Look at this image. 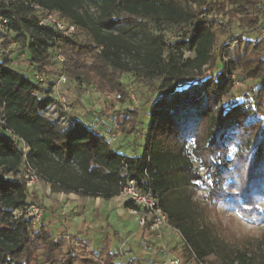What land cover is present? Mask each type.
<instances>
[{
	"label": "trees",
	"instance_id": "1",
	"mask_svg": "<svg viewBox=\"0 0 264 264\" xmlns=\"http://www.w3.org/2000/svg\"><path fill=\"white\" fill-rule=\"evenodd\" d=\"M30 2L58 12L63 21L76 27L66 37L39 27L20 0H0V20L6 19L5 31L14 34L6 38L3 48L8 51L18 44L26 49L35 78L45 73L51 57L56 60L60 55L62 71L79 96L84 89L94 88L103 95H120L122 103L127 95L122 75L134 73L147 82L161 80L160 96L149 115L145 154L126 157L109 150L108 143L80 121L63 126L46 117L57 101L52 97L53 85L43 88L37 79L31 82L10 68L9 54L2 58L0 104L7 128L26 143L27 160L48 181L51 191L108 200L117 196L123 174L144 188L146 173L168 225L192 249L197 263L214 255L218 264H264V249L260 255H250L214 236L192 202L199 182L206 186L209 201H239L241 205V198L264 193V126L260 123L264 120V56L260 58L264 41L234 44L242 36L231 37L220 49L232 56L220 74L177 90L178 83L214 63L217 32L206 15L217 12L226 18L223 29L237 22L246 33H254L264 20L262 0H226L228 10L211 0ZM223 29L221 34L226 33ZM250 51L256 56L247 57ZM186 53L191 56L184 58ZM237 69L255 88L244 102L217 107L228 95L230 77ZM124 113L122 128L127 119L136 122L138 118L128 110ZM232 145L237 150L228 159ZM190 156L198 161L197 168ZM22 163L23 155L15 144L0 135V264H33V252L38 249L45 251V264H54L53 252L59 243L49 231L41 228L31 233L28 221H12V213L27 204L25 185L16 179ZM233 183H238L235 193L229 190ZM124 207L132 206L126 202ZM6 224L7 228L2 227ZM184 251L193 259L185 246Z\"/></svg>",
	"mask_w": 264,
	"mask_h": 264
},
{
	"label": "rangeland",
	"instance_id": "2",
	"mask_svg": "<svg viewBox=\"0 0 264 264\" xmlns=\"http://www.w3.org/2000/svg\"><path fill=\"white\" fill-rule=\"evenodd\" d=\"M211 1L218 6H224V10L229 9L226 6V0ZM262 2L264 3V0H262ZM193 9L195 11V7H193ZM206 17L213 31L217 32L216 43L213 48L214 63L203 68L199 74L193 75L192 78H187L185 81L178 83L177 90L185 89L190 83H194L195 81L203 82L211 77L215 78L220 74L223 71L224 65V53L220 49L222 45L230 43L231 37L242 36V38L236 40L234 44L246 43L254 36L256 37L254 33H246L244 30L240 29L237 22L223 29L222 25L226 23L227 19L217 12L206 15ZM221 29L226 30V33L221 34ZM8 36L13 37L14 34L4 31L3 35L2 32H0V61L4 56L9 54L12 60L10 68L28 78L31 82H35L36 69L34 65L30 66L28 64L29 55L27 50L21 48L18 44H12L8 51L4 50L3 45L6 43V38ZM172 37H174V35H172ZM234 44H232L229 49H232ZM189 56L191 55L186 53L184 58ZM255 56L256 52L254 51H250L247 55L249 58ZM225 57L227 60H230L232 56L231 54H227ZM260 58H263V54L260 55ZM89 64L90 62L86 61V65L89 66ZM233 75L234 81L237 84L234 83L233 86H231L228 95L218 103L217 107H225L231 101L239 103L244 102L246 99H249L251 90L255 88L254 83L247 81L240 69L234 71ZM62 76L65 77L66 82L62 86L60 85L61 90H58L55 86ZM42 80L43 82L40 84L43 88H48L49 84L53 85V98L57 100L59 95L66 98L65 104L56 101L47 111L46 117L54 121L58 120L60 125L63 126L69 125L70 122L74 120L80 121L88 128H92L94 132H97L108 143L109 150L114 153L122 154L126 157L142 156L145 154L144 147L147 140L149 115L151 114L153 104L160 96V79L147 82L134 73L122 75L121 81L125 85L127 92L123 103L120 99H113L117 94L103 95L98 93L94 88L84 89L85 91L79 96L76 92L75 84L64 75L61 65L53 57L50 58L49 64L45 68V73L42 74ZM107 96H109V98ZM125 110L133 112L132 115L138 116V118L136 122L132 119H127V124L122 128ZM260 123L264 126V120ZM132 128H134V130L130 131ZM113 136L114 140H112ZM187 148L190 151L193 148V143L190 142ZM236 150L237 147L235 145L230 146L228 159L234 156ZM190 162L194 168L198 167V161L195 160L194 157L190 156ZM199 173L201 175L204 174V170H200ZM5 177L7 179H12L10 175H5ZM20 178L21 170L16 179ZM43 184L47 183L45 182ZM233 184V186L229 187L231 193L236 192L238 183ZM240 198L241 193H239L237 200ZM27 202L39 204L44 212V204L38 202V196L36 194L30 192V195L27 197ZM192 202L195 204L202 222L208 226L211 233L220 241L239 251L246 250L250 255L262 254L261 252H263L264 249V193L256 194L253 199L245 200L241 198L243 209V211H241L239 201L233 203L220 202L218 200L209 201L207 199L206 186L199 182L192 194ZM45 205H47V202H45ZM67 210L69 212L72 208H68ZM109 224L114 231L121 233L120 239L122 241L129 235L134 236L139 233V231L141 232L136 217L127 216L124 222L116 221L111 217L109 219ZM2 227L5 228V225H2ZM46 227L47 225L42 228L47 230ZM37 230H39L37 227L30 228L29 232H36ZM68 234L79 239L77 234L74 233V230H70ZM75 238L65 236L64 239L56 240L59 246L56 251L53 252V258L55 259L54 264H66L69 260L72 261V264H110L104 257L89 253ZM169 241H171L172 244L181 245L179 251L174 254L180 264H198L195 260L187 256L181 239L174 231L169 232L161 242H156L155 245L158 250L164 249L166 243ZM131 243L132 242H129L128 244ZM120 244L121 243H118L117 240H113L112 242V254L115 255L112 259L113 264L127 262V258H121L120 256L124 253L123 250L120 248L118 251ZM149 252L150 251H148V255ZM44 254L45 251L43 249L34 251L33 264H45ZM151 257H148V259ZM160 261V255H156L153 258L155 264ZM204 262V264L219 263L214 255L208 256Z\"/></svg>",
	"mask_w": 264,
	"mask_h": 264
},
{
	"label": "crops",
	"instance_id": "3",
	"mask_svg": "<svg viewBox=\"0 0 264 264\" xmlns=\"http://www.w3.org/2000/svg\"><path fill=\"white\" fill-rule=\"evenodd\" d=\"M30 192L36 194L38 202L44 204L42 218L47 225V230L55 240L64 239L65 236L75 238L68 234L70 230H74V233L79 237V239H75L80 242L82 247L93 255L104 257L109 263H112L115 256L112 254L113 240L121 243L118 251L120 248L123 250L124 253L120 256L127 258V261H137L138 264H155L153 258L156 255L161 256V261L156 264H161L166 258L176 259L174 254L179 251L181 245L172 244L169 241L164 249L158 250L155 244L163 239H156L148 230L141 229V232L139 231L134 236L125 237L124 241L120 239L121 233L114 231L109 224V219L113 217L116 221L124 222L127 216L132 215L117 196L104 200L100 197L55 193L51 191L49 185L43 183L32 188ZM68 208H72V210L68 212ZM169 232L171 231L165 230L166 236ZM129 242L132 243L128 244ZM148 251H150L149 255ZM148 257L151 258L148 259Z\"/></svg>",
	"mask_w": 264,
	"mask_h": 264
},
{
	"label": "built area",
	"instance_id": "4",
	"mask_svg": "<svg viewBox=\"0 0 264 264\" xmlns=\"http://www.w3.org/2000/svg\"><path fill=\"white\" fill-rule=\"evenodd\" d=\"M20 2L26 5L31 10V17L36 21L39 27L50 28L51 30L59 32L66 37H70L76 32V27L63 21L58 12L42 7L37 3L30 2V0H20ZM7 24L8 22L6 19L0 20V32L4 33ZM254 35H256V37L254 36L247 42L256 43L259 41H264V20L254 32ZM262 54L264 56V49ZM56 60L60 65L63 64V58L60 55L56 57ZM223 61L224 65H226L227 59L225 57V53L223 56ZM230 78L233 86V84L235 83L234 75L232 74ZM36 79L39 83L43 82L42 76H37ZM65 82V77H60L55 88L61 90V86ZM107 97L109 98V96ZM113 99L119 100L120 95H116L115 97H113ZM57 102L65 104L66 98L59 95L57 97ZM0 135L10 139L23 155L20 179L25 185L27 197L28 195H30L31 189L40 183L46 182L50 186L48 181H46L42 174L38 172L36 167L27 160L29 148L26 143L22 141L18 136H16V134L11 129L7 128L3 104H0ZM100 140L105 141L101 136ZM112 140H114V136ZM123 177L124 179L119 182V192L117 194V197L123 203L128 202L131 204L132 207L128 208V212L132 216L136 217L140 229L148 230L158 240L164 239L166 237L165 230L174 231L176 235L181 239L182 245L186 247L188 253H190L193 257V260H195L192 249L186 244L185 241L182 240L180 234L168 225L167 216L160 207V202L157 195L148 186V175L145 173L143 176L144 188L138 186L135 181L128 179L125 174H123ZM42 216L43 210L39 206V204L27 202L26 206L23 209L16 210L12 213V221L16 222L18 220H25L29 222L31 228L37 227L38 229H40L46 226V223L44 222ZM7 227L8 224L5 225V228ZM161 264H180V262L177 259L166 258L161 262Z\"/></svg>",
	"mask_w": 264,
	"mask_h": 264
}]
</instances>
